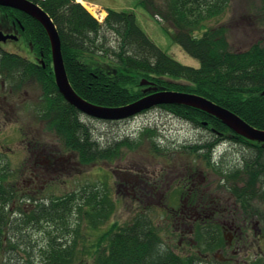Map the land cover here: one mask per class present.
<instances>
[{
    "label": "trees",
    "instance_id": "obj_1",
    "mask_svg": "<svg viewBox=\"0 0 264 264\" xmlns=\"http://www.w3.org/2000/svg\"><path fill=\"white\" fill-rule=\"evenodd\" d=\"M227 1L140 0L145 10L158 15L172 29L166 31L170 40L197 59L198 68L178 63L157 47L131 12L107 9L103 23H98L75 0H45L38 4L57 28L69 83L87 102L105 108L129 105L145 95V86L140 82L146 81L159 91L204 97L264 130V44L230 51L226 27H206L208 21L224 13ZM1 10L24 27L22 33L43 55L45 67L4 50L0 44V78L12 83L37 82L42 87L48 97L49 123L63 139V146L75 152L81 164L113 162L123 145L136 149L140 139L125 142L113 135L102 137L97 128L82 120L55 88L49 42L42 26L23 12ZM200 30V35L194 37V32ZM108 32L118 35L115 45L108 40ZM158 108L195 127L206 122L217 131L232 134L220 120L196 108ZM214 143L198 149H205L209 158ZM261 151L251 158L254 170L264 178V149ZM96 172L102 171L97 168ZM17 174L8 156L0 151V264H87L89 259L92 264H200V260L174 253L171 245H162L159 223L141 213L123 225L112 224L79 252L78 242L85 240L83 223L87 229L97 230L115 210L106 187L109 179L89 180L67 192L49 189L41 197L24 193L18 204ZM233 190L246 205L256 194L251 188ZM257 194L262 200L264 192Z\"/></svg>",
    "mask_w": 264,
    "mask_h": 264
},
{
    "label": "rangeland",
    "instance_id": "obj_2",
    "mask_svg": "<svg viewBox=\"0 0 264 264\" xmlns=\"http://www.w3.org/2000/svg\"><path fill=\"white\" fill-rule=\"evenodd\" d=\"M88 1L97 4L100 10L110 8L115 11L132 12L137 25L157 47L184 66L199 67V61L187 55L180 46L170 40L164 29L166 26L142 8L138 4L139 0ZM155 1L159 3L161 0ZM220 25L227 29L230 51H245L256 43L264 44V0H228L224 13L206 23V27ZM201 32V30L194 32V37L197 38ZM106 36L111 45L116 44L117 34L108 32ZM5 48L18 51L16 44H7ZM7 88L10 89L11 84L0 78V151L9 155L13 170L14 167L19 169L16 187L22 190H17L18 204H21V198L29 189L36 192L40 191L38 189L67 192L86 182L89 183L92 178L99 180L100 173L95 172L96 168H99L107 172L109 179L113 180L107 187L111 198L116 200L115 211L108 220L110 225H121L139 208L145 209L149 218L164 226L166 243L170 242L179 256H190L200 260V264H251L253 255L258 251V240L264 245V215L258 214L259 212L264 214V199H254L244 210L238 203L236 213L242 216L238 221L242 227L238 243L239 252L234 255L230 252L234 248H228L222 254L226 260L220 259L217 249L212 251L211 248L218 240L217 225L207 231L209 224L213 222L212 216L206 211L205 214L202 212L198 217L189 219L192 207L187 202L188 190L193 184L196 188L195 193L207 191L210 195L220 197L219 201L223 205L233 207L232 203L236 199L229 188L236 179L231 180L224 175L231 171L235 175V171L243 166L244 158L252 157L251 144L236 140L238 138L242 140L240 136L237 135L238 138H235L236 135L233 133L229 136L219 131L224 137L219 139L220 136L213 127H195L158 107H152L133 118L119 122L83 119L88 125L97 128L102 137L108 134L128 139L136 137L141 140L136 149L128 150L125 147L121 149L120 156L113 162L101 161L83 165L78 161L76 154L64 149L63 139L57 138L54 128H48L49 118L45 120L46 125H38L37 121L35 123L36 115L33 113L26 115V103L34 100L33 96L40 93V88H23L13 95L6 94ZM29 118H32L31 121ZM213 141L215 148L212 162H216L214 166L206 157L208 152L204 150L197 152L194 148L196 145L197 149L206 147L205 144ZM117 170L127 171L125 173L128 178L133 176L137 179L136 184L114 183V180H117ZM112 171H115V175H111ZM256 173L252 170L249 175L255 177ZM235 177L236 185L242 187L243 181L240 180V176L236 174ZM206 195L208 194H205V197ZM179 208L184 214V217H181L184 222L177 232V238L174 239L173 228L171 229V225L166 221ZM197 209L201 210L200 207ZM244 217L245 225L242 224ZM83 226L86 228L85 224ZM93 232L85 235L83 243L78 242L79 252L85 249V244L95 241L98 233ZM219 235L221 244L223 236L221 232ZM87 264H92V260L89 259Z\"/></svg>",
    "mask_w": 264,
    "mask_h": 264
},
{
    "label": "water",
    "instance_id": "obj_3",
    "mask_svg": "<svg viewBox=\"0 0 264 264\" xmlns=\"http://www.w3.org/2000/svg\"><path fill=\"white\" fill-rule=\"evenodd\" d=\"M0 5L20 10L31 16L42 26L50 42L56 87L63 98L81 113L93 118L119 120L159 105L187 106L218 118L236 134L264 143V131L253 128L232 112L195 94L176 91H156L153 89V93L126 106L104 108L88 103L79 97L69 84L60 50L59 36L49 16L42 9L27 0H0ZM0 40H5V38L0 36ZM262 95H264V91Z\"/></svg>",
    "mask_w": 264,
    "mask_h": 264
},
{
    "label": "flooded vegetation",
    "instance_id": "obj_4",
    "mask_svg": "<svg viewBox=\"0 0 264 264\" xmlns=\"http://www.w3.org/2000/svg\"><path fill=\"white\" fill-rule=\"evenodd\" d=\"M9 19L10 20L0 18V29L5 33H17L18 34L17 35L18 36L17 41L19 42V40H21L22 37L19 36L20 33H19L18 28H20V30H23V28L18 27V23H17L16 19H12V18H9ZM23 46H24V44H23ZM30 50H32V49H30ZM31 58H32V56H31ZM31 61L35 64H41V63L43 64L41 58L39 56H36L35 54H34V57ZM35 83L38 84L37 82H35ZM43 96H44L43 91H40V93H35V95L33 96L34 100L29 102L30 103L29 113L37 112L38 114H41V112L39 110L42 108V105L44 104V101H45ZM206 128H208V127L206 126ZM216 133L218 134V136H222L221 133H218V132H216ZM235 138H238V137H235ZM236 140H238L241 143H247L248 142L246 140H245L246 141L245 142L244 139L239 140V138ZM248 143L251 144L252 155H255L256 153H260V152H262L261 150L264 149V148H261V146L257 143H251V142H248ZM252 163H253L252 158H248L247 160H244L243 166L235 171V175L238 174L240 176V180L243 181L242 187H240L237 190V192H241L240 190H245L244 181H247L249 184H251V185L253 184L256 187H258V186L263 187L264 186V178L260 174L256 173L255 177H252L249 175L250 171L254 170ZM112 174H115V171H112ZM126 179H128V178H126ZM130 180L133 182V185H135L137 182V179H135V177H133V179H130ZM130 180H125L124 183L126 184V183L130 182ZM188 182H189V180H188ZM219 185H220V187H222V185L220 183H219ZM229 190H230L231 194L236 199L232 203L233 207H231L230 205H223L221 203V201H219L220 197H217L216 195H210L209 192H207V191H204V192L203 191H200V192L197 191L195 193L196 188H195L194 184L191 185V188L188 190L189 194H188V200H187V202L192 207V209L190 211L189 219L193 218V217H198L202 212H204V214H205L206 211H207V214L212 216L211 219L213 220L214 223L211 222L209 224V226H208L209 228L207 229V231H209L211 228H215L214 225L218 226V228H217L218 241L216 244L217 245L216 251L220 254V259H223V260H226V258H224L222 256V254L224 251L228 250V248L229 249L234 248V250L230 251L234 255H236L239 252L238 243H239V235L241 234L242 227L238 224V221H239V219L242 218V216L240 215V213L237 214L236 211H237L238 203H240L242 205L243 210L247 206L246 204H242L240 202V200L237 198L236 194L234 193V190H232L231 188H229ZM245 192H247V191H245ZM257 193H258V191H256V194ZM152 194H154L153 191H152ZM205 194H208V195H206V197H205ZM186 198H187V196H186ZM186 198H184V200H186ZM255 198L253 196V198L251 200H249V205L252 203V201ZM259 203H263V202H259ZM197 207H200L201 210L199 211L197 209ZM231 209L233 210V212ZM181 211H182V209L179 208V210H177L174 213L173 219L170 218V220H169L171 223H173V227H174V230L176 232L180 231L181 224H183V222H184V220H182V218H181V217H184V214ZM258 214L264 215L260 212ZM176 215H177V218H175ZM178 221H182V223H179ZM245 223H246V217H244L242 219V224L245 225ZM211 225H213V226L210 227ZM220 232L222 233V236H223V242L221 244H219L220 238H221V236L219 235ZM255 236H256V233H255ZM254 240L257 243V238H255ZM261 242H262L261 240H258L257 245L259 247H258V251L253 255L254 258H257L259 255L264 254V245ZM231 246H233V247H231ZM251 264H258V262L257 263H251Z\"/></svg>",
    "mask_w": 264,
    "mask_h": 264
},
{
    "label": "bare ground",
    "instance_id": "obj_5",
    "mask_svg": "<svg viewBox=\"0 0 264 264\" xmlns=\"http://www.w3.org/2000/svg\"><path fill=\"white\" fill-rule=\"evenodd\" d=\"M78 2H81L84 6H86L87 8H89V10H91L95 15H97L98 17L102 18L105 15V12L100 11V9H98L95 6L89 5L87 4L84 0H76ZM105 121H109V119H103ZM111 122H118L115 119L111 120Z\"/></svg>",
    "mask_w": 264,
    "mask_h": 264
}]
</instances>
